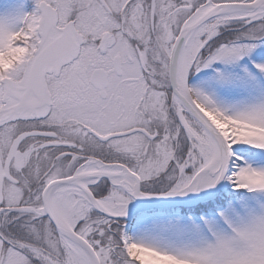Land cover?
<instances>
[{
  "label": "snow or ice",
  "instance_id": "6c2138e0",
  "mask_svg": "<svg viewBox=\"0 0 264 264\" xmlns=\"http://www.w3.org/2000/svg\"><path fill=\"white\" fill-rule=\"evenodd\" d=\"M0 264H264V0H0Z\"/></svg>",
  "mask_w": 264,
  "mask_h": 264
}]
</instances>
